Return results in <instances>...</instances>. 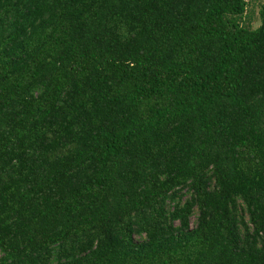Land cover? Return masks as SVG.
Instances as JSON below:
<instances>
[{
  "label": "trees",
  "instance_id": "16d2710c",
  "mask_svg": "<svg viewBox=\"0 0 264 264\" xmlns=\"http://www.w3.org/2000/svg\"><path fill=\"white\" fill-rule=\"evenodd\" d=\"M248 5L0 0V264H264Z\"/></svg>",
  "mask_w": 264,
  "mask_h": 264
},
{
  "label": "rangeland",
  "instance_id": "374dc122",
  "mask_svg": "<svg viewBox=\"0 0 264 264\" xmlns=\"http://www.w3.org/2000/svg\"><path fill=\"white\" fill-rule=\"evenodd\" d=\"M264 3V0H249L248 5V17L247 21L251 22L254 27H257L260 25V9L262 4ZM196 220V216L193 217V225Z\"/></svg>",
  "mask_w": 264,
  "mask_h": 264
}]
</instances>
